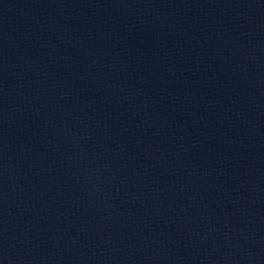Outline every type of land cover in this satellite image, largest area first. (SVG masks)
Here are the masks:
<instances>
[{"label":"water","instance_id":"water-1","mask_svg":"<svg viewBox=\"0 0 264 264\" xmlns=\"http://www.w3.org/2000/svg\"><path fill=\"white\" fill-rule=\"evenodd\" d=\"M0 264H264V0H0Z\"/></svg>","mask_w":264,"mask_h":264}]
</instances>
